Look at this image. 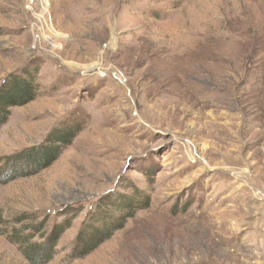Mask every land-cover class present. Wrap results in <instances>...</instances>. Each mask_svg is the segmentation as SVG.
Instances as JSON below:
<instances>
[{"label": "rangeland", "instance_id": "1", "mask_svg": "<svg viewBox=\"0 0 264 264\" xmlns=\"http://www.w3.org/2000/svg\"><path fill=\"white\" fill-rule=\"evenodd\" d=\"M13 79L35 89L0 125V264L61 223L47 264H264V0H0ZM104 209L121 227L80 256Z\"/></svg>", "mask_w": 264, "mask_h": 264}, {"label": "trees", "instance_id": "2", "mask_svg": "<svg viewBox=\"0 0 264 264\" xmlns=\"http://www.w3.org/2000/svg\"><path fill=\"white\" fill-rule=\"evenodd\" d=\"M34 89L35 86L33 85L31 79H13V82L9 87L0 90V125L5 122L8 114V108L11 106L23 105L30 101L33 98ZM74 132L75 131L73 129H66L57 133L55 137H53V145L49 144L43 149H29L22 154L14 156V158L9 161L7 167L8 171L2 174V176L7 179L17 176L18 174H32V171L35 172L38 169L48 166L56 158L58 148L60 147L59 145L67 144L74 135ZM9 173L10 175H8ZM5 174L8 176H5ZM121 205L125 208L123 212L130 214L133 203L124 200ZM104 212L107 213L105 217L104 214H96L93 216V219H95V216L97 218L104 217V219L101 218L102 223L100 228H96L91 225L90 228H86L78 236V238H76L77 254L80 256L89 253L104 239L109 237L113 230L121 227L123 222L122 218L111 221V217L109 215L110 213L106 210ZM64 225L65 224L61 223L52 229L53 231L43 243L36 244L28 243L26 240L21 241L25 244L24 255L28 261L27 264H47L52 256L54 243L62 232ZM35 226L36 225L33 227ZM16 238H18L17 240L23 239L19 238L17 234Z\"/></svg>", "mask_w": 264, "mask_h": 264}, {"label": "bare ground", "instance_id": "3", "mask_svg": "<svg viewBox=\"0 0 264 264\" xmlns=\"http://www.w3.org/2000/svg\"><path fill=\"white\" fill-rule=\"evenodd\" d=\"M195 45V44H194ZM193 45V46H194ZM200 45V44H199ZM192 46V47H193ZM197 46V45H196ZM202 46V45H201ZM195 49H197V48H195ZM194 51H196V50H194ZM198 51V50H197ZM199 53V52H198ZM218 54V53H217ZM198 55V54H197ZM216 56V55H215ZM240 62V61H239ZM202 63V62H201ZM213 63L214 64H216L217 66H218V63L217 62H208L207 64H204V68L207 66L208 68H209V65L211 64V65H213ZM201 65V64H200ZM200 67H202V66H200ZM204 68L202 67L201 69H203L204 70ZM223 69L224 67H222V66H220V69ZM207 70V69H206ZM206 70H204V71H206ZM202 73H203V71H202ZM182 75V73H180L179 75H177L175 78H179L180 76ZM221 75V74H220ZM220 78V77H219ZM218 81V80H217ZM220 82V81H219ZM179 83H180V85L181 84H183L184 82L183 81H181V80H179ZM180 88V87H179ZM185 88H186V90H188L190 87L189 86H185ZM185 90V89H184ZM190 92V91H189ZM193 92V91H192ZM176 94V93H175ZM179 95V94H178ZM241 97V96H240ZM197 98V97H196ZM201 102V101H200ZM151 107V106H150ZM246 109V108H245ZM157 111V110H156ZM155 112V111H154ZM163 113V112H162ZM156 114V113H155ZM159 115H161V113H159ZM163 118V117H162ZM210 119V118H209ZM209 125L210 126H208L209 128L211 127V128H213L214 129V125H216V124H214V123H209ZM204 128V127H203ZM221 152V151H220Z\"/></svg>", "mask_w": 264, "mask_h": 264}]
</instances>
